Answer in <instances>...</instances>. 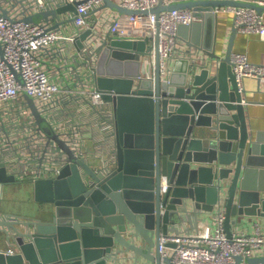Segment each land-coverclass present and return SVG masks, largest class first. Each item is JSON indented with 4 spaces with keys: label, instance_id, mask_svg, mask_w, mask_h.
<instances>
[{
    "label": "water",
    "instance_id": "obj_1",
    "mask_svg": "<svg viewBox=\"0 0 264 264\" xmlns=\"http://www.w3.org/2000/svg\"><path fill=\"white\" fill-rule=\"evenodd\" d=\"M261 1L160 0L150 10H136L104 0L128 13L184 7L205 12L199 13L203 20L180 25L179 36L188 48L166 79L158 52L155 77H139L151 72L150 63L142 62V54L152 53L148 39L110 37L96 46V85L117 114L115 155L107 163L91 164L53 135L71 163L57 177L34 180V198L41 203L38 214L6 212L0 219L4 244L18 249L10 254L0 247V264H170L171 257L161 255L160 238L182 233L184 214L189 219L195 215L199 222L220 202L229 235L246 217H264V132L254 135L249 129L242 103L246 89H240L231 67L237 29L234 25L225 54L216 51L217 31L212 45L202 36L203 26L218 20L213 8L249 6L263 13ZM76 5L43 9L24 20L74 13ZM0 14L8 12L1 9ZM86 56L93 58L91 53ZM16 76L23 81L20 73ZM24 93L42 122L33 96ZM16 181L0 162L2 188ZM235 257L242 264L243 256ZM247 262L264 263V254Z\"/></svg>",
    "mask_w": 264,
    "mask_h": 264
},
{
    "label": "built area",
    "instance_id": "obj_2",
    "mask_svg": "<svg viewBox=\"0 0 264 264\" xmlns=\"http://www.w3.org/2000/svg\"><path fill=\"white\" fill-rule=\"evenodd\" d=\"M122 6L141 10L156 7L160 0H114ZM171 3L173 0H163ZM76 2V11L58 12L36 22L24 20L43 9ZM261 3L264 5V1ZM0 162L17 180L57 177L71 163L67 150L53 135L62 139L77 158L89 162L96 157L107 163L116 151L117 114L111 100L96 85L99 56L95 48L106 38L148 39L151 54H142V62L150 63L151 72L140 78H154L157 52L161 56L163 79L172 74L171 59L183 51L179 27L201 19L194 7L154 12H120L104 0H1L0 11ZM232 10L237 31L256 32L264 37V16L254 7L222 6L213 11ZM201 17V18H200ZM71 18V21L67 19ZM91 30L89 36L81 35ZM80 45V46H79ZM80 47V48H78ZM93 58L87 59L86 55ZM231 67L243 91L248 77L264 80V64L250 60L245 52L231 53ZM16 73H20L23 81ZM24 91L34 98L43 115L39 122ZM114 94V91H113ZM246 99H243L245 102ZM94 110V112H89ZM114 136L111 146L105 135ZM100 165V164H99ZM5 218L0 210V219ZM226 211L216 204L213 227L204 224L197 231L169 233L160 238L163 258L170 264H250L256 248L264 247V232L235 231L225 228ZM18 249L10 244L6 253ZM160 264H167L163 260ZM264 264V263H257Z\"/></svg>",
    "mask_w": 264,
    "mask_h": 264
},
{
    "label": "crops",
    "instance_id": "obj_3",
    "mask_svg": "<svg viewBox=\"0 0 264 264\" xmlns=\"http://www.w3.org/2000/svg\"><path fill=\"white\" fill-rule=\"evenodd\" d=\"M264 1V0H263ZM264 16V11H263ZM218 20L216 24L214 22L211 24H205L203 26L204 34H202L204 40L212 45V40L214 38V31H217L218 40L216 51L222 54H225L226 48L230 42L231 33L234 27V13L232 10H221L218 15ZM201 18V17H200ZM203 20V18L198 19ZM183 41V51L188 48L184 39ZM233 51H240L245 52L251 61L264 64V37L261 34L256 32H241L237 31L236 36L233 43ZM185 52V51H184ZM185 56V53H178L177 56L171 59V71L174 72L173 68L174 65L178 63V66L181 64V58ZM178 74V68L176 69ZM175 73V72H174ZM176 74V76H177ZM244 87L246 89L244 93V98L246 99L245 102H242L245 105V116L246 120L249 124V129L254 132V135L259 131L264 132V80H260L255 77H248L244 81ZM94 112V110L89 111ZM114 136L109 133V135H105L106 144L111 146V141L113 140ZM92 160L98 161L96 163L91 162ZM91 164L99 165L100 161L98 158L94 157L89 160ZM29 180V179H28ZM32 181V180H31ZM34 182V181H33ZM34 196V193H33ZM216 214V206L214 212L207 213L203 220L197 221L195 215H191L192 218H188L186 214H184L185 218L183 219L182 223L179 226L181 231H197L202 227L204 224H208L209 226L213 227V219ZM261 228L264 232V217L260 216H253L252 218L246 217L243 221L239 224H235L232 228L233 232H245V233H252L255 232L257 228ZM0 247L7 248V245L0 242ZM264 254V247L263 248H256L254 250L253 255H263ZM155 264V263H152Z\"/></svg>",
    "mask_w": 264,
    "mask_h": 264
},
{
    "label": "rangeland",
    "instance_id": "obj_4",
    "mask_svg": "<svg viewBox=\"0 0 264 264\" xmlns=\"http://www.w3.org/2000/svg\"><path fill=\"white\" fill-rule=\"evenodd\" d=\"M96 163L98 161L92 160ZM34 182L28 179L17 180L0 185V210L4 214L12 213L19 216L38 214L40 204L33 196ZM5 234L0 232V242L4 243Z\"/></svg>",
    "mask_w": 264,
    "mask_h": 264
}]
</instances>
